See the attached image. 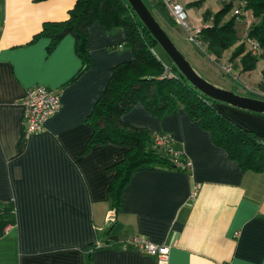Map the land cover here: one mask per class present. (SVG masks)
Instances as JSON below:
<instances>
[{"label":"crops","instance_id":"obj_1","mask_svg":"<svg viewBox=\"0 0 264 264\" xmlns=\"http://www.w3.org/2000/svg\"><path fill=\"white\" fill-rule=\"evenodd\" d=\"M75 1L0 0V201L11 200L14 209L0 211V264H156L153 255L122 246L133 235L168 245V264H264V172L243 170L183 108L157 117L136 102L121 115L150 135H172L191 168L135 169L114 212L107 167L128 147L88 146L86 117L112 67L133 53L117 46L124 31L94 22L87 28L90 63L74 77L82 60L73 35H34L45 21L65 19ZM262 69L264 58L242 72L257 70L260 84ZM34 85L58 92L61 107L40 132L25 134L22 99ZM214 106L264 138V114ZM100 236L111 240L95 247Z\"/></svg>","mask_w":264,"mask_h":264},{"label":"trees","instance_id":"obj_2","mask_svg":"<svg viewBox=\"0 0 264 264\" xmlns=\"http://www.w3.org/2000/svg\"><path fill=\"white\" fill-rule=\"evenodd\" d=\"M144 1L151 9V4L157 0ZM219 1L220 7L215 13H204L205 21L209 22L199 33L204 49L216 58L230 50L229 60L238 58L236 66H240V71L252 70L257 61L264 58V0ZM236 7L241 8L242 13L235 14ZM246 12L252 20L246 33L240 35L235 26L236 19L244 17ZM94 22H99L107 31H124L125 38L117 46L129 47L133 53L131 59L112 67L103 93L86 117L93 128L88 146L114 142L128 147L123 159L107 167V171L113 172L108 194L114 212L120 207L122 190L135 169L156 165L178 168L163 150L152 146L154 135L121 119V115L136 102H141L157 117L168 116L183 108L190 119L210 131L214 142L222 146L243 170L264 172V138L220 113L214 106L219 101L195 89L172 63L165 68L152 50L157 42L125 0H76L65 19L45 21L34 37L48 35L55 41L64 34L73 35L75 50L82 60L75 77L90 63L87 28ZM246 38L258 42L260 51L257 54L250 53ZM166 69L168 75H163ZM261 73L260 85H264V69ZM0 205L4 214H13L11 200L0 201ZM109 239L100 236L99 242L107 243Z\"/></svg>","mask_w":264,"mask_h":264},{"label":"built area","instance_id":"obj_3","mask_svg":"<svg viewBox=\"0 0 264 264\" xmlns=\"http://www.w3.org/2000/svg\"><path fill=\"white\" fill-rule=\"evenodd\" d=\"M164 4L176 23H179L187 32L188 38L196 44L201 45L202 41L199 38V33L202 27L207 26L209 22L203 21L200 24L193 23L189 20L188 10L181 2V0H157ZM233 12L240 14L241 8L236 7ZM247 47L250 53L257 54L260 51V46L257 41L252 38H246ZM230 63H220V68L223 73L228 74L235 80H240L238 71H234ZM163 75H168L166 69ZM246 90L251 93L264 97V92H256L251 87H246ZM255 92V93H253ZM23 126L24 133H37L44 127L45 120L55 114L61 107V101L58 92L44 86L34 85L29 87L23 96ZM174 139L168 133H156L153 136V147L163 150L171 159V162L178 168L190 170V159L182 156L181 153L173 146ZM1 207V205H0ZM112 214L108 215V219H112ZM101 242H96L95 247L101 246ZM123 247H132L153 255L156 264H168L170 247L164 243H155L143 236L133 235L122 243ZM222 264H236L232 261H224Z\"/></svg>","mask_w":264,"mask_h":264},{"label":"rangeland","instance_id":"obj_4","mask_svg":"<svg viewBox=\"0 0 264 264\" xmlns=\"http://www.w3.org/2000/svg\"><path fill=\"white\" fill-rule=\"evenodd\" d=\"M181 2L184 4L186 9V4L195 2V4L190 5V10L192 12L194 11L195 16L189 17V20L196 24H200L205 21L204 13L209 12V14H213L220 7L219 0H181ZM151 9L178 49L204 78L216 85L228 89L243 91L246 87H251L253 91H258L260 93L264 92V85H260L258 83V79L253 76L254 73H258L257 70H253V75L251 73L238 71L239 67H237L232 60H229V51L223 52L219 58H216L215 55L209 54L204 49L203 44L198 45L194 41L189 40L186 30L179 23H176L164 4L156 1L153 5L151 4ZM188 16H190L189 12ZM250 19L251 15L249 12H246L244 17L236 19L235 26L238 34L244 35L246 33L248 28L247 26L251 22ZM152 50L155 56L163 62L164 67L169 68L172 62L160 45L158 43L155 44ZM224 62H229V65L232 66L234 71H238L240 80H235L228 74L222 72L220 63Z\"/></svg>","mask_w":264,"mask_h":264},{"label":"water","instance_id":"obj_5","mask_svg":"<svg viewBox=\"0 0 264 264\" xmlns=\"http://www.w3.org/2000/svg\"><path fill=\"white\" fill-rule=\"evenodd\" d=\"M125 1L150 35L165 51L172 64L178 69L180 75L195 89L213 100L227 103L240 109L264 114V97L224 88L204 78L178 49L144 0Z\"/></svg>","mask_w":264,"mask_h":264}]
</instances>
